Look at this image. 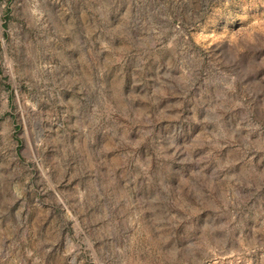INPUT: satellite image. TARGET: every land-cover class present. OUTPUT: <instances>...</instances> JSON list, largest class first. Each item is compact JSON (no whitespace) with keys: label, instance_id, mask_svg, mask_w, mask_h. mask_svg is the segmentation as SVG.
<instances>
[{"label":"rangeland","instance_id":"obj_1","mask_svg":"<svg viewBox=\"0 0 264 264\" xmlns=\"http://www.w3.org/2000/svg\"><path fill=\"white\" fill-rule=\"evenodd\" d=\"M0 264H264V0H0Z\"/></svg>","mask_w":264,"mask_h":264}]
</instances>
